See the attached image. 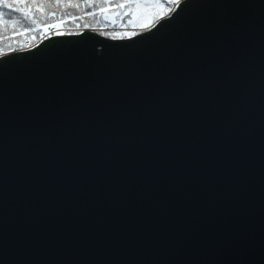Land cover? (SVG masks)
<instances>
[{
    "label": "water",
    "instance_id": "95a60500",
    "mask_svg": "<svg viewBox=\"0 0 264 264\" xmlns=\"http://www.w3.org/2000/svg\"><path fill=\"white\" fill-rule=\"evenodd\" d=\"M173 13L0 57V264H264V0Z\"/></svg>",
    "mask_w": 264,
    "mask_h": 264
},
{
    "label": "snow or ice",
    "instance_id": "6c2138e0",
    "mask_svg": "<svg viewBox=\"0 0 264 264\" xmlns=\"http://www.w3.org/2000/svg\"><path fill=\"white\" fill-rule=\"evenodd\" d=\"M185 2L186 0H117L115 7L125 9L124 14L126 16L130 14L133 18L139 14H146L149 17V23L142 24L141 27L151 31V28L158 23L154 20V17L159 16L161 20L172 19L173 9H179ZM46 4L65 8H80L83 4L84 8L92 9V11L86 13L87 15H95L96 11L105 13L113 5V0H0V34L5 29H11L14 34L19 31H34V26H39L36 13H43ZM169 5L174 7H169ZM165 12L167 15L164 14ZM52 15H55V13ZM76 18L72 16V19ZM49 26L44 25V27ZM56 34L63 35L64 33L58 30ZM139 34L135 31L127 33L129 39ZM105 35L112 34L106 33Z\"/></svg>",
    "mask_w": 264,
    "mask_h": 264
},
{
    "label": "trees",
    "instance_id": "16d2710c",
    "mask_svg": "<svg viewBox=\"0 0 264 264\" xmlns=\"http://www.w3.org/2000/svg\"><path fill=\"white\" fill-rule=\"evenodd\" d=\"M117 0H113V5L107 9V12L113 13L114 20L108 22L104 18L105 13L96 11L95 15H87L86 13L92 11L90 8H84L81 4L80 8H65L63 6H56L53 4H46L44 6V12L36 13V18L39 22V26H34V31H19L16 34L13 33L11 29H5L2 34H0V49H2L7 55L12 52L26 51L34 48L39 42L44 38V34L49 30V27H65L64 34H79L85 30H90L92 28H97L104 30L107 26H111V30H104L102 34L110 33L112 35H107L111 38H121L123 35L128 37L127 33H131L135 30H131L129 21L133 17L126 16L124 14L125 9H118L115 7ZM169 7H174L169 5ZM174 11V10H173ZM55 13V15H52ZM167 15V13H164ZM72 16L77 17L72 19ZM136 19L141 20L142 24L149 23V17L146 14H139ZM155 21L161 20L159 16L154 17ZM157 24V23H156ZM44 25H50L49 27H44ZM87 25V27H85ZM125 27L120 29L119 27ZM137 32V31H135ZM139 33V32H138ZM120 34V35H117ZM122 34V35H121Z\"/></svg>",
    "mask_w": 264,
    "mask_h": 264
},
{
    "label": "rangeland",
    "instance_id": "374dc122",
    "mask_svg": "<svg viewBox=\"0 0 264 264\" xmlns=\"http://www.w3.org/2000/svg\"><path fill=\"white\" fill-rule=\"evenodd\" d=\"M173 10H175V8L173 9ZM131 23H130V21H129V24H130V28H131V30H135V31H137V32H139V33H142V32H145V31H148V29H146V28H142L141 27V25H142V23H141V20H139V19H136V18H133V19H131ZM122 26V25H121ZM63 28H65V27H58V26H55V27H49L48 29V31L44 34V38H42V40H44L45 38H47V37H50V36H52V35H56V33H57V31L59 30L60 32H65L66 31V29H63ZM111 26H107L104 30H111ZM120 29H123V28H125V27H119ZM104 30H101V29H97V28H92V29H90V31H94V32H97V33H99V34H102L103 33V31ZM104 32H106V31H104ZM102 35H104V36H107V35H105V34H102ZM122 35V34H121ZM109 37V36H108ZM121 38H125V36L123 35V37L121 36ZM41 40V41H42ZM40 41V42H41ZM39 42V43H40ZM6 53L2 50V49H0V56H3V55H5Z\"/></svg>",
    "mask_w": 264,
    "mask_h": 264
}]
</instances>
